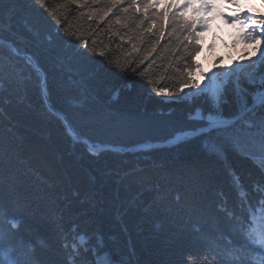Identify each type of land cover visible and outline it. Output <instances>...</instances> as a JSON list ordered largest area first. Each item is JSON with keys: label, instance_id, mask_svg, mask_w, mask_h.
Returning a JSON list of instances; mask_svg holds the SVG:
<instances>
[{"label": "trees", "instance_id": "1", "mask_svg": "<svg viewBox=\"0 0 264 264\" xmlns=\"http://www.w3.org/2000/svg\"><path fill=\"white\" fill-rule=\"evenodd\" d=\"M48 6L62 26L34 0H0V264H235L234 246L246 250L240 264H260L245 231L264 234V99L254 105L235 75L216 95L181 91L188 59L169 55L187 46L179 31L166 34L155 75L123 70L63 34L105 5ZM208 16L196 58L216 23L230 24ZM208 116L234 122L126 150L198 132ZM106 145L121 149L91 148Z\"/></svg>", "mask_w": 264, "mask_h": 264}, {"label": "snow or ice", "instance_id": "2", "mask_svg": "<svg viewBox=\"0 0 264 264\" xmlns=\"http://www.w3.org/2000/svg\"><path fill=\"white\" fill-rule=\"evenodd\" d=\"M34 2L58 27L63 25V18L57 15L56 9L48 6V0ZM251 2L252 0H64V6L75 4L84 7H105H95L89 11L85 23L76 30L70 26L63 27V34L75 38L89 53L98 54L123 70L130 69L141 77H146L149 74L155 75L152 70L156 57L160 55V50L168 39L166 34L175 35L179 31L182 34L181 43L186 42L187 46L183 49L170 48L169 55L178 56L183 51L188 59V67L182 73V79L186 77L187 80L181 88L183 91L185 88L200 87L204 80L200 77H205L213 64H222V61L213 60L212 64H208V68L200 73L199 70L207 61L203 55L196 58L200 51V41L204 39L198 29L207 30L210 23L208 14L214 13L225 17L233 28L238 29L237 43L250 45L255 53L253 57L251 53L244 52L243 59L238 61L235 67L222 65L219 69H226L229 73L235 70L233 79L237 84L252 88L255 90L254 95L264 97V13L249 17L251 22L247 23L240 12L229 18L219 8L221 3H231L240 9L242 4ZM259 3L264 7V0H259ZM189 11L193 13L191 17L188 15ZM217 31L222 32V29L217 28ZM78 32H86L94 39L89 41L83 35H78ZM98 47L103 50L98 52ZM221 55L223 57L226 54ZM245 65H251L252 70H246ZM161 94L170 93L164 90ZM245 239L253 247L264 251V234L246 229ZM244 251L246 250L242 247L234 246L227 251V256L230 261L240 264L241 253ZM255 258L260 264H264V255H256Z\"/></svg>", "mask_w": 264, "mask_h": 264}, {"label": "rangeland", "instance_id": "3", "mask_svg": "<svg viewBox=\"0 0 264 264\" xmlns=\"http://www.w3.org/2000/svg\"><path fill=\"white\" fill-rule=\"evenodd\" d=\"M234 8L236 9V13L240 12L244 17H250L259 13H264V7L260 6L259 0H252L251 3H244L242 4V7L240 9H237L236 6H234ZM216 25L217 28L222 29V32L217 31L216 28L209 35L204 50L198 56L199 58L201 55H203L204 60L207 61V64L202 65L200 73H203L208 68V64H212L213 60L222 61V64H213L210 71L205 75V77H200L204 79L200 87H190L188 89L191 96H196L201 93H209L212 95L218 94V92L222 88L220 79H229L230 77L235 75V70L229 73L226 69H221L220 76L217 73V70L222 65L235 67L236 63L243 59L244 52L251 53L253 57L255 56V53L252 52L251 47L247 48L243 44L236 45L235 43H233L232 38L228 36V32H232V34L236 36L235 28H233L231 24L227 25L224 20H220L216 23ZM222 53L226 55L222 57ZM205 66L207 67L205 68ZM246 66L248 65H245V67ZM198 116L200 117L201 115L199 114ZM207 120L210 123H216L221 119L215 116H208Z\"/></svg>", "mask_w": 264, "mask_h": 264}, {"label": "water", "instance_id": "4", "mask_svg": "<svg viewBox=\"0 0 264 264\" xmlns=\"http://www.w3.org/2000/svg\"><path fill=\"white\" fill-rule=\"evenodd\" d=\"M25 57H27V59L29 60V62H31L34 67L42 74V76L44 77V74L43 72L38 68L37 64L35 62H33L28 55H25ZM44 94H45V97L47 99V92L46 90L44 89ZM264 97H261V96H257L256 99H255V103L254 105L260 103L262 100H263ZM253 105V106H254ZM48 106H50L49 102H48ZM51 108V106H50ZM252 108V107H251ZM251 108L247 109V111H249ZM56 115L61 118L64 122L65 125H67V122L65 120V117L59 113V112H55ZM234 121H229V120H224V119H221L220 121L216 122V123H210V125L206 128H203V129H200L198 132L197 131H186V132H183V133H179L177 134L173 139L167 141V142H164V143H155V144H149V145H139V146H136V147H133V148H126V150L128 151H133V150H140V149H149V148H152V147H160V146H169V145H175L181 141H183L185 139V137H191V136H194L196 134H199L203 131H207V130H210V129H215V128H218V127H221V126H227V125H230L232 124ZM69 132L72 136H76V133L73 132L70 128H69ZM107 147H111V146H101L99 148H95V147H91L92 150H100V149H103V148H107ZM111 148H114V149H118L120 150L121 148L119 147H111Z\"/></svg>", "mask_w": 264, "mask_h": 264}, {"label": "bare ground", "instance_id": "5", "mask_svg": "<svg viewBox=\"0 0 264 264\" xmlns=\"http://www.w3.org/2000/svg\"><path fill=\"white\" fill-rule=\"evenodd\" d=\"M207 66H205V68H206ZM210 70H208V72H209Z\"/></svg>", "mask_w": 264, "mask_h": 264}]
</instances>
